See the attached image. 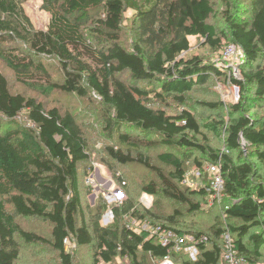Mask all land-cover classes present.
Masks as SVG:
<instances>
[{"label":"trees","instance_id":"trees-1","mask_svg":"<svg viewBox=\"0 0 264 264\" xmlns=\"http://www.w3.org/2000/svg\"><path fill=\"white\" fill-rule=\"evenodd\" d=\"M24 1L29 0H0V58L16 80L43 94L57 90L80 98L95 96L114 144L105 148L108 168L115 164L143 169L153 178L142 184V192L162 195L184 210L175 208L167 216L142 204L139 209L128 197L111 206L115 214L111 224L102 223L109 208L106 202L80 224V167L90 161L83 128L69 111L12 93L0 74V264L19 263L17 237L25 244L49 248L59 264H75L66 240L76 248L92 246L96 264L117 260L160 264L168 248L147 233L130 229L126 217L180 235L207 238L198 245L195 261L185 253L172 254L174 264H222L226 232L239 255L249 264H259L264 258V117H247L241 101L229 107L228 119L217 113L218 121L202 124L185 108L186 95L196 86L211 77L226 78L223 65L185 56L191 49L190 37L205 39L214 52L221 50L225 34L219 36L209 22L214 15L212 0H42L50 14L46 30L35 29ZM250 3V20L231 16L228 22L232 43L243 50L245 67L253 69L244 71L243 80L231 82L242 93L252 90L264 104V0ZM126 8L134 13L132 50L121 44ZM43 57L59 62L61 83L54 81ZM123 74L132 83L124 81ZM171 103L184 108L168 112ZM204 105L214 111L223 107L222 103ZM22 113L32 127L18 126ZM203 130L216 136L224 130L225 146L237 153V159L221 156ZM150 148L177 153L163 152L155 164L146 152ZM190 161L202 177L196 187L187 185ZM211 166H219L225 191L220 204L214 201L209 206L214 196ZM117 179L127 185L123 177ZM19 217L43 221L49 236L23 230ZM199 218H213L210 232L187 226Z\"/></svg>","mask_w":264,"mask_h":264},{"label":"rangeland","instance_id":"rangeland-1","mask_svg":"<svg viewBox=\"0 0 264 264\" xmlns=\"http://www.w3.org/2000/svg\"><path fill=\"white\" fill-rule=\"evenodd\" d=\"M212 2L214 6V15L209 22L216 27L219 36L225 34L221 50L214 52L205 39L190 37L191 49L185 56H199L204 60L220 63L224 62V49L232 43L228 18L234 16L243 20H250L252 8L250 0H212ZM22 4L35 29L46 30L49 25L50 14L45 10L43 1L29 0L22 2ZM123 18L121 44L124 48L132 50L135 45L133 11L126 8ZM42 61L52 74L54 81L61 83L64 74L59 62L54 58L47 57H43ZM226 64L229 65L230 63L226 62ZM244 67L245 63L240 68L241 73L237 76V81L243 80L245 70L248 72L253 69V67ZM0 74L7 78L12 93L22 94L27 98H35L44 103L48 108L57 107L63 111H69L77 117L79 124L83 128L85 136L89 141L90 161L80 167V189L82 197V213L78 217V222L80 224L83 218L89 220L90 216L95 212V208L99 205H103L105 202L109 205L105 197L111 194H115L117 197L123 198L124 200L128 197H133L137 205H140L138 207L139 209H141V204L143 207L147 206L149 202L145 198L147 194L142 192L141 186L151 180L153 176L146 174L143 169L134 166L132 168H127L113 164V169H110L104 160L108 158L106 157L105 148L111 147L114 144L106 130V123L103 118V106L95 96L80 98L75 95L62 94L57 90H51L47 94H43L40 90L29 89L16 80L14 72L1 58ZM120 77L127 83H132L128 74H123ZM237 89H239V87L233 82L211 77L207 83L198 85L187 93L185 108L192 110L198 120L204 124L205 122L218 121L219 118L217 113L222 115L225 119H228L229 107L244 101L243 107L247 112V117L252 120H260L263 118L264 104L255 98L254 92L248 89L245 93H242L239 89L238 91L241 99L239 102H236L235 93ZM205 103H222L223 107L222 109L214 111L206 107L204 105ZM182 108H184V105L171 103L168 112H179ZM16 123L19 124L18 126L32 127V125L27 122L25 113L19 116ZM224 130H222L220 136H216L213 132L207 130H203V132L209 137L210 145L219 150L221 156L230 155L233 159H237V153H230L225 146L226 132ZM124 133L128 132L124 131ZM241 146L244 151L249 149L245 142H242ZM146 152H148V155L153 158L152 160L156 164L157 155L163 152L169 153L175 151L169 148H150L146 149ZM91 176L94 179L93 181L89 179ZM118 176L123 177L122 180L127 183L126 186H123V184L118 181ZM187 180V185L190 187H196L202 181V177L200 178L198 173V168L192 164V161L188 164ZM150 202L151 206L149 209L151 208L167 216L172 215L175 208H179L182 211L184 210L183 207L167 200L162 195L152 197ZM209 203H211V201H209ZM203 208L207 209L206 205H203ZM9 210H11V208ZM212 219L213 218H199L194 221L191 220L187 222V226L210 232L209 227L212 224ZM18 223L25 231L45 237L49 236V226L43 221L19 217ZM17 241L21 247V258L18 264H59L57 255L52 253L49 248L25 244L20 237H17ZM67 249L69 252H72L75 264H96L92 246L76 248L71 242L67 246ZM262 252L264 254V249ZM115 264H130V262L128 260H117ZM259 264H264V258Z\"/></svg>","mask_w":264,"mask_h":264},{"label":"built area","instance_id":"built-area-1","mask_svg":"<svg viewBox=\"0 0 264 264\" xmlns=\"http://www.w3.org/2000/svg\"><path fill=\"white\" fill-rule=\"evenodd\" d=\"M224 62H220L218 64L223 65L227 68V74L225 80L231 82L233 78H237L240 75V68L245 62V55L243 50L234 43L229 44L224 49ZM226 62L230 64L227 65ZM237 89L235 93V101L239 102L241 99L240 93ZM209 173L211 175V189L213 190L214 196L213 201H211L210 205H213L214 201L217 204H220L224 199V179L222 177L219 166H211L208 168ZM188 177V174H187ZM93 181V177L89 178ZM149 195H145V198L149 201L147 203V208L151 206V199ZM106 201L109 203V208L105 212L103 216V223L105 226L111 224L115 219L114 210L111 208L113 204L121 205L124 202L123 198L117 197L115 194H111L105 197ZM126 221H129L128 227L133 228L137 233H147L149 238L156 239L161 246L164 248H168V256H166L160 264H174L172 262V254H187L192 261H195L198 256V245L201 243L207 242V238L205 236H201L199 238L192 235H180L173 230L164 228L162 226L153 227L149 223H139L135 220L131 221L128 217H126ZM223 239V247H222V264H249L247 260L239 255L236 245L231 237V235L226 232L224 234ZM71 243V241L66 240V250L67 246Z\"/></svg>","mask_w":264,"mask_h":264}]
</instances>
